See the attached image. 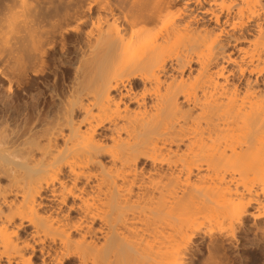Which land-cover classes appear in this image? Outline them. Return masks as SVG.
Masks as SVG:
<instances>
[{
  "label": "bare ground",
  "instance_id": "obj_1",
  "mask_svg": "<svg viewBox=\"0 0 264 264\" xmlns=\"http://www.w3.org/2000/svg\"><path fill=\"white\" fill-rule=\"evenodd\" d=\"M261 3L0 0V63L68 87L1 126L0 264L264 260Z\"/></svg>",
  "mask_w": 264,
  "mask_h": 264
},
{
  "label": "rangeland",
  "instance_id": "obj_2",
  "mask_svg": "<svg viewBox=\"0 0 264 264\" xmlns=\"http://www.w3.org/2000/svg\"><path fill=\"white\" fill-rule=\"evenodd\" d=\"M4 24H6V23L2 18V14H0V32L2 29H4V31H5V27L7 25H4ZM19 58L20 57L13 58L14 60L8 58L9 61H7L5 58L4 62L0 63V131H1V126L4 123L6 125L8 124L7 125L8 127L6 125H5L6 127L4 126L6 128L5 130L7 132H8V130L10 132L13 130H15V131L20 130L22 128V126L24 124V120L27 116H31L33 118L43 117L45 120L47 119V121H49V120L51 121V119L53 117H56V115L61 113L60 111L62 110V107H63L62 105H63L64 101H62V105H61V102H60L61 98L60 97L62 95H63V97H65L67 95V92L65 91L68 89L67 85L65 84L66 87L65 86H62V87L59 86V82H60V85L62 84V82L59 81L60 79H58V77L55 78L56 80L54 78L52 79L53 76L48 78V79L46 78V80L41 79V81H39L40 80L39 79L35 84H32V86L30 85L32 87V88L29 87L31 89V92L26 93L25 91H23V88H24L23 86H26V85H25L24 80H23V82H24V84H23L21 79L24 78L26 80V84H27V82L29 81V80H27V78L31 77L32 75L30 76V72L28 70H27L28 73L26 72L27 74L21 73L22 67H20V66H21V64H25V62L23 59H21V58L19 59ZM22 72H25V71L22 70ZM22 74L26 78L25 77L21 78ZM17 75H18V77H17ZM59 78H61V77L59 76ZM57 80L59 82H57ZM33 86H34V88H33ZM57 89H59V90H57ZM62 91H64L66 93V95H64L65 93H63ZM17 95H19V98L16 97ZM65 98L64 99L62 98V99L65 100ZM9 102H10V104H9ZM39 108H40V110H39ZM36 115H37V117H36ZM22 119H24V120H22ZM2 129H3V127H2ZM6 131H4V132L6 133ZM1 132H3V131H1ZM255 255L257 256V254L254 252L253 257L251 256L255 260V261L253 260V262H256ZM257 259H258V257H257ZM258 260H259V263L257 262L256 264H260L261 263L260 261H262L263 259L261 258ZM261 264H264V262Z\"/></svg>",
  "mask_w": 264,
  "mask_h": 264
},
{
  "label": "snow or ice",
  "instance_id": "obj_3",
  "mask_svg": "<svg viewBox=\"0 0 264 264\" xmlns=\"http://www.w3.org/2000/svg\"><path fill=\"white\" fill-rule=\"evenodd\" d=\"M260 7L264 8V3H261ZM262 22H264V17H262Z\"/></svg>",
  "mask_w": 264,
  "mask_h": 264
}]
</instances>
